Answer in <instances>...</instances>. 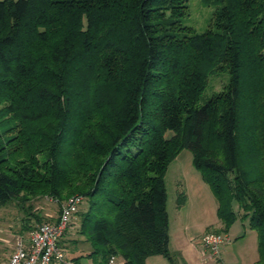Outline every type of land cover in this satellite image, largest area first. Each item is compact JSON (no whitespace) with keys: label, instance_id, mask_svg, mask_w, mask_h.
<instances>
[{"label":"trees","instance_id":"1","mask_svg":"<svg viewBox=\"0 0 264 264\" xmlns=\"http://www.w3.org/2000/svg\"><path fill=\"white\" fill-rule=\"evenodd\" d=\"M201 2L218 5L203 32L189 0H0V208L22 232L57 222L34 202L80 196L95 264H174L164 176L187 150L218 204L208 232L246 219L264 264V0Z\"/></svg>","mask_w":264,"mask_h":264},{"label":"rangeland","instance_id":"2","mask_svg":"<svg viewBox=\"0 0 264 264\" xmlns=\"http://www.w3.org/2000/svg\"><path fill=\"white\" fill-rule=\"evenodd\" d=\"M201 1L189 0V13L183 19L185 25L193 27L197 32L205 30L210 15L218 7L212 2L206 4ZM227 80L228 75L225 72L210 77L198 105L218 91ZM164 184L169 252L174 264H252L258 258L259 234L256 230L249 228L246 219L240 217L230 224L225 233H220L224 234L226 239L219 247L217 256L209 257L202 253L203 249L196 238L203 232L218 231L221 229L222 222L217 217V201L195 169L192 154L189 151H182L168 165ZM180 194L185 195V202L178 207L177 199ZM33 205L34 210L47 218L55 219L59 215V206L50 199H40ZM231 208L233 212L238 211V205L235 202L231 203ZM23 219V210L14 202L0 208V264H6L18 239L28 237V232H22ZM72 222L74 223H70L69 227L75 228L72 231L77 236L79 216L75 215ZM88 249V245H82L79 249L81 253L76 254V258H79L72 261L73 264H95L96 258L85 256ZM145 264L171 263L162 256H154L147 259Z\"/></svg>","mask_w":264,"mask_h":264},{"label":"built area","instance_id":"3","mask_svg":"<svg viewBox=\"0 0 264 264\" xmlns=\"http://www.w3.org/2000/svg\"><path fill=\"white\" fill-rule=\"evenodd\" d=\"M83 198L70 197L60 206L57 222L42 223L32 230L27 238L16 241L6 264H73L59 242L65 235L69 224L78 211ZM224 234L208 232L199 239L203 254L215 257L219 247L225 242ZM115 264L112 258L109 262Z\"/></svg>","mask_w":264,"mask_h":264},{"label":"crops","instance_id":"4","mask_svg":"<svg viewBox=\"0 0 264 264\" xmlns=\"http://www.w3.org/2000/svg\"><path fill=\"white\" fill-rule=\"evenodd\" d=\"M74 222H71V224ZM222 228V226H221ZM72 229L74 230L75 228L73 226L69 227L64 235V237L61 239V246L65 249L66 251V255L68 256V258L71 261H74V259L76 258V254L81 253V250H79L82 245H84L83 243H81V241L78 240L77 236H75V232L72 231ZM208 232V231H207ZM206 232L201 233L200 235H198V237L196 239H198V244H199V239L200 237L205 234ZM194 240V239H192ZM190 243V242H189ZM191 245V243H190ZM200 245V244H199ZM193 246H191L192 248ZM89 252V249L86 251V253ZM203 253V252H202ZM151 258V257H149ZM147 258V259H149ZM146 259V260H147ZM117 262V264H122L121 260L116 259L115 260Z\"/></svg>","mask_w":264,"mask_h":264}]
</instances>
